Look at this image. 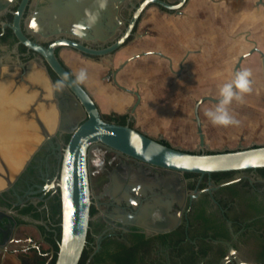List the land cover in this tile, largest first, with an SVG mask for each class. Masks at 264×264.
Returning <instances> with one entry per match:
<instances>
[{
    "label": "flooded vegetation",
    "instance_id": "flooded-vegetation-1",
    "mask_svg": "<svg viewBox=\"0 0 264 264\" xmlns=\"http://www.w3.org/2000/svg\"><path fill=\"white\" fill-rule=\"evenodd\" d=\"M67 1L29 0L21 22L25 36L48 46L51 41L44 38L46 35L66 32L69 14L66 10L55 12V7ZM86 1L78 2L83 8ZM143 1L133 0L134 7L121 12L122 29ZM162 1L171 6L180 4V0ZM21 2L0 0V153L8 154L17 164L14 178L3 185L7 190L0 191V256L12 253L20 264H51L56 228L61 224L57 184L63 149L71 131L85 119L66 90L54 87L58 79L43 59L19 44L10 29ZM151 9L162 18V56H158L162 58V135L145 132L137 116L143 99L139 88L153 87L122 85L118 76L126 68L118 72L117 81L128 91L114 84L113 73L124 61L104 76L109 85L104 88H116L123 97L132 99L124 113H104L87 87L80 84L104 120L111 117L113 122H124L169 144L167 130L179 126L184 129L182 136L195 138L196 152L202 150L197 110L204 152L238 149L240 146L208 149V144L227 142L234 136L209 134L214 132L209 129L213 123L205 113L214 110L221 99L215 91L220 93L225 83L234 81L235 74L245 69L250 72L251 90L242 93L241 100L233 99V107L232 102L227 105L229 114L239 112L240 118L249 120L255 110L248 104L264 101V0H186L178 10L150 5L124 48L136 39ZM151 33L146 28L144 38H150ZM219 41L223 46L215 45ZM63 51L77 53L68 48L56 50L60 62L75 77L62 57ZM172 51L176 52V63ZM78 56L98 66L103 61ZM35 72L43 81L36 80ZM41 124L50 133L49 139L42 135ZM8 133L12 138L22 136L17 150L3 143L1 135ZM256 133L249 140L263 141V130ZM235 137L239 143L247 141L244 133ZM253 146L262 145L249 147ZM88 169L92 201L88 234L93 240L86 243L89 257L85 264H264V175L259 170L232 172L220 179L200 177L153 167L102 145L88 152ZM125 214L131 223H124Z\"/></svg>",
    "mask_w": 264,
    "mask_h": 264
},
{
    "label": "water",
    "instance_id": "water-1",
    "mask_svg": "<svg viewBox=\"0 0 264 264\" xmlns=\"http://www.w3.org/2000/svg\"><path fill=\"white\" fill-rule=\"evenodd\" d=\"M109 1L115 6L113 15L111 12L101 14L91 9L84 11L78 0H68L64 5L60 4L55 11L57 12L59 9V11L66 10L68 12L67 27L69 29L64 33L62 30H58L46 35L44 38L51 41L48 46H44L41 40L31 41L24 34L21 22L29 0H22L10 26L18 43L23 45L28 52L38 54L57 79L65 82L63 88L83 112L85 119L80 126L71 131L70 140L63 149L60 179L57 184L60 189L62 207L61 238L58 241L55 264H79L85 249L92 204L88 152L96 145H102L153 167L182 174L199 175L200 177L264 169V140L260 142L249 140L260 129L264 134V101L257 105L248 104L252 105V110H255L252 111L251 117L247 118L249 120L240 118L238 112L234 114L238 123L227 126L213 124V127L209 128L214 131L209 134L217 138L219 136V138H224L222 135H233L234 137L228 138L227 142H212L208 144V149H236L240 146L233 151L213 154L203 151L205 144L197 110L195 112L200 137L199 147L202 150L194 153L189 150L195 151L197 147L195 138L182 136L181 132L184 129L179 126L174 125L167 130L166 135L171 139V142L170 146H166L128 124L119 125L102 119L101 113L89 93L93 95L104 113L110 111L124 113L132 101L131 98L123 97L116 88H104L109 86L104 81L108 70L114 69L124 61L113 73L114 84L120 87L119 89L128 91V88L122 87L117 81L118 72L126 68L118 76L122 85L130 86L139 83L153 87L139 88L143 99L142 106L137 110V116L139 125L145 132L153 136L162 135V58L158 57L162 56L160 53L162 52V18L158 17L155 9L149 11L140 25L136 39L125 48L124 46L133 36L137 21L148 6L156 5L168 10H178L186 0H180V4L177 6H171L162 0H144L135 8L132 17L125 20L123 29L120 14L126 8L134 7L133 0ZM146 28H150L153 32L150 38H144L143 31ZM219 42H215V45L223 46L224 42ZM95 45H99V47H95ZM59 48H68L77 53L63 51L62 57L75 76L80 69L86 70L87 78L82 83L87 87L89 93L80 83H72L75 77L63 66L56 55V50ZM118 51L120 52L116 54ZM78 55L90 58L98 57L103 61L98 66L91 60ZM172 57L176 63L175 51H172ZM34 77L38 82L43 81L38 72L34 73ZM215 95H220V93L215 91ZM211 101L214 100L211 99ZM233 103H231L232 107ZM244 107L242 106V108ZM40 129L42 135L45 133L46 139L51 137L42 124ZM243 133L247 141L237 142L235 136ZM1 136L4 140L3 143L13 150H17V144L22 142L20 135L16 136L17 138H12L9 133L6 137ZM253 144L262 146L249 147ZM2 155L7 163L4 162ZM0 166V188H2L0 191L3 192L7 190L6 187H3L5 182L14 178L17 164L10 160L8 154L0 153ZM124 218V223L132 222L131 217L127 214L124 215ZM0 264H20V262L15 254L4 253L0 256Z\"/></svg>",
    "mask_w": 264,
    "mask_h": 264
},
{
    "label": "clouds",
    "instance_id": "clouds-1",
    "mask_svg": "<svg viewBox=\"0 0 264 264\" xmlns=\"http://www.w3.org/2000/svg\"><path fill=\"white\" fill-rule=\"evenodd\" d=\"M67 75V74H65ZM250 72L245 69L235 74V79L232 82L225 83L220 89L221 99L218 102L217 107L206 111V116L211 120L214 125L227 126L230 124L238 123L235 117L229 114L227 105H229L233 99L241 100L242 93L249 92L250 88ZM87 78V72L84 69H80L73 79L72 83L79 84L85 81ZM63 80L55 82L54 87L57 90H61L64 86Z\"/></svg>",
    "mask_w": 264,
    "mask_h": 264
},
{
    "label": "trees",
    "instance_id": "trees-1",
    "mask_svg": "<svg viewBox=\"0 0 264 264\" xmlns=\"http://www.w3.org/2000/svg\"><path fill=\"white\" fill-rule=\"evenodd\" d=\"M105 121L106 122H113L111 117H105ZM114 123L119 124V125H125L124 122H114ZM160 143L163 144V145H166V146H170V144L167 143V142L160 141ZM253 147H259V146H253ZM190 152L191 153H194V151H190ZM209 153L210 154H213L215 152H209ZM216 153H219V152H216ZM259 172H261L264 175V169L259 170ZM231 174H232V172H229V173H219V174H213L212 176L214 178H216V179H220V178H223V177L228 176V175H231ZM188 175H194V174H188ZM56 230H57L56 231L57 233H56V238H55V241H54V259H53V262L51 264H55V262H56L57 252H58V241L61 238V227L56 228ZM92 240L93 239H92L91 235L89 236V234H88L87 235V242L88 241H92ZM88 257H89V252L86 249H84L79 264H85L86 261H87V259H88Z\"/></svg>",
    "mask_w": 264,
    "mask_h": 264
},
{
    "label": "crops",
    "instance_id": "crops-1",
    "mask_svg": "<svg viewBox=\"0 0 264 264\" xmlns=\"http://www.w3.org/2000/svg\"><path fill=\"white\" fill-rule=\"evenodd\" d=\"M106 2L104 3V0H87L86 1V4L84 5V7H83V9H84V11H86L87 9L89 10V9H91V10H94L95 12H97V13H101V14H105V13H109V12H111V15H113L114 14V12H113V10H114V8H115V6L112 4V3H110V1L109 0H105ZM103 4H102V3ZM89 3V4H88ZM97 3V4H96ZM100 4V5H99ZM95 7H94V6ZM90 8H89V7ZM99 6H102V8L101 7H99ZM93 7V8H92ZM99 8H100V10H99ZM86 9V10H85ZM98 10V11H97Z\"/></svg>",
    "mask_w": 264,
    "mask_h": 264
},
{
    "label": "bare ground",
    "instance_id": "bare-ground-1",
    "mask_svg": "<svg viewBox=\"0 0 264 264\" xmlns=\"http://www.w3.org/2000/svg\"><path fill=\"white\" fill-rule=\"evenodd\" d=\"M78 1H79V0H78ZM105 2H106V1L104 0V3H105ZM101 3H102V2H101ZM85 4H86V3H85ZM85 4H84V5H85ZM88 4H89V3H88ZM96 4H97V3H96ZM102 4H103V3H102ZM99 5H100V4H99ZM51 6H52V5H51ZM93 6H94V5H93ZM95 6H96V5H95ZM95 6H94V7H95ZM88 7H89V6H88ZM99 7L102 8V6H99ZM52 8H53V7H52ZM55 8H56V7H55ZM55 8H54V9H55ZM89 8H90V7H89ZM92 8H93V7H92ZM45 10H46V9H45ZM47 10H48V9H47ZM50 10H51V9H50ZM52 10H53V9H52ZM58 10H59V9H58ZM85 10H86V9H85ZM87 10H88V9H87ZM99 10H100V8H99ZM97 11H98V10H97ZM48 12H49V11H48ZM48 12H47V13H48ZM55 12H56V11H55ZM64 12H65V11H64ZM47 13H46V14H47ZM66 13H67V12H66ZM44 14H45V12H44ZM46 14H45V15H46ZM42 15H43V14H42ZM60 15L63 16V14H60ZM48 16H49V15H48ZM56 16H57V15H56ZM57 17H58V16H57ZM57 17H56V18H57ZM63 17H64V16H63ZM42 18H43V17H42ZM56 18H54V19L56 20ZM60 18H61V17H60ZM43 20H44V19H42V22H43ZM46 20H47V19H46ZM46 20H44V21H46ZM55 20H54V21H55ZM61 20H62V18H61ZM67 20H68V19H67ZM54 21H53V22H54ZM65 21H66V20H65ZM40 22H41V21H40ZM48 22H50V21H47V23H48ZM50 23H52V21H51ZM35 24H36V23H35ZM37 24H38V22H37ZM40 24H41V23H40ZM45 24H46V22H45ZM48 24H49V23H48ZM59 25H60V23H59ZM61 25H62V24H61ZM52 26H53V25H52ZM64 26H65V24H64ZM37 27H40V26H37ZM45 27H46V25H45ZM47 27H49V26H47ZM53 27H54V26H53ZM50 28H51V26H50ZM67 28H68V27H67Z\"/></svg>",
    "mask_w": 264,
    "mask_h": 264
}]
</instances>
